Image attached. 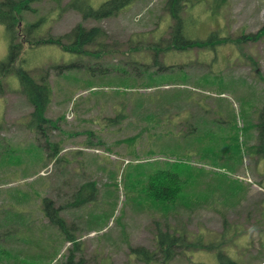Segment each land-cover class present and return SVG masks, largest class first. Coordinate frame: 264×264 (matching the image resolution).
Wrapping results in <instances>:
<instances>
[{"label":"rangeland","instance_id":"rangeland-1","mask_svg":"<svg viewBox=\"0 0 264 264\" xmlns=\"http://www.w3.org/2000/svg\"><path fill=\"white\" fill-rule=\"evenodd\" d=\"M67 1L33 2L20 27L42 18L43 32L55 37L78 23L96 26L102 45L87 50L102 53L80 58L50 44L27 54L31 73L47 70L51 86L46 135L28 127L33 108L17 78H2L0 264H58L72 246L50 243L58 231L43 218L44 196L77 226L76 256L86 264H144L129 246L153 250L157 228L183 240L172 260L149 264H264V157L246 151L264 107V36L254 38L264 0H190V37L227 41L164 56L158 45L139 51L133 42L150 44L166 32L167 0H134L100 21L64 9ZM87 1L97 7L104 0ZM28 37L22 31L20 39ZM7 44L0 25V60ZM49 143L58 144L56 157L48 156ZM159 169L185 182L164 207L150 192ZM86 181L96 183L95 200L67 207ZM90 216L101 230H88ZM43 250H55V259H39Z\"/></svg>","mask_w":264,"mask_h":264},{"label":"trees","instance_id":"trees-1","mask_svg":"<svg viewBox=\"0 0 264 264\" xmlns=\"http://www.w3.org/2000/svg\"><path fill=\"white\" fill-rule=\"evenodd\" d=\"M37 1L42 0H0V25L4 27L8 38L5 58L0 60V92L2 91V78L8 75L15 76L19 84L18 88L20 93L24 95L28 103L31 104L33 108L28 116V127L46 135V125L49 123L53 124V121L48 119L46 116V110L50 101L51 86L47 79V70H40L39 75L31 73L32 67L30 66V68L28 66L29 55L27 54L35 52V49H40L43 46L52 44L59 47L62 53H66L71 56H78L81 58V56H84L85 54L95 55L99 53L98 55H100L102 53L101 49L97 48L99 49L98 51L95 49L91 52L87 50V47L92 45L101 46L105 33L99 27L92 26L90 28H86L81 25V23H78L67 32H64L59 36L52 37L48 36L46 32H43V29L41 28L42 18L34 22H25V25L20 27V22L23 20L20 13L22 11L31 10L30 5ZM49 1L60 3L61 0ZM133 1L134 0H104L100 3V5L95 7L87 0H68L64 3L63 8L78 12L82 19L100 21L104 18L117 15L123 7ZM167 1L168 6H164L163 8L166 11V18L163 22L168 24V26L163 30V32H166L159 35L158 41H151L150 44L147 43L144 45V43L133 42L136 49L140 51L143 50L144 47V50L151 51L153 50L152 47H154V45H158L159 50H157V53L161 52L163 54L161 56H164L163 52L171 49L207 47L213 46L215 41H227L225 38L217 37V35L215 36L214 34H209L206 39L190 37L188 29L185 26V16L191 14L189 11V3L191 1ZM22 31H24L25 34L27 33L29 37L20 39ZM257 36H264V25L254 34V38ZM98 55H95L94 57L97 58ZM154 63L158 66V68L164 69L167 67L163 66L159 58L154 61ZM93 66L94 65L89 67L90 72H94L95 68H93ZM63 67L67 66L64 65ZM96 68L98 67L96 66ZM95 73L91 74L94 75ZM149 74L151 73L149 72ZM90 81L91 80H88L87 83ZM116 119L117 118L110 119L109 121L114 124L113 122H116ZM250 122L245 120L247 126H250ZM254 131V138L256 142L249 144L246 147V151L252 153L257 152V154L264 157V107L257 114V122L254 125ZM48 146L52 148V151L48 156L56 157L60 150L58 144L49 143ZM159 171L160 175L153 183L154 185L150 187V192L154 201H163L162 203H165L162 204L164 207V205H167L169 202L176 199L179 193L183 191L185 182L173 170L159 169ZM125 188L127 192H130L127 186H125ZM96 193L97 188L94 181L83 182L71 194V200L67 202V207L78 208L87 203H91L95 200ZM40 209L43 218L47 221V226L53 227L58 231V236L54 239L52 237V241L50 243L54 242L57 245L60 242L62 245L66 242H70L72 244V246L67 250V253L63 255L61 260L58 261V264H86V261L82 256H76V253L80 250L79 242L73 234L77 229V226H75L73 222L68 224L66 218L61 213L62 208L60 206H55L54 200L51 197L44 196L40 200ZM168 209L165 210V213ZM17 214L21 213H16L15 215ZM94 217L95 216H90L89 219H86V224L89 225V231L102 229V227L97 225L98 219H93ZM106 217V219H108L107 214ZM182 237L183 234H177L174 231H170V229L157 228L154 236L155 248L153 250H149L144 246H129V251L131 255L136 254L134 256L137 260L143 262L144 264H149L157 260H161V262L166 263L174 258L176 252L175 247L181 245V240H183ZM55 256V250H43L40 252L39 259L46 258L51 261L52 259H55ZM228 262L232 261L228 260Z\"/></svg>","mask_w":264,"mask_h":264}]
</instances>
